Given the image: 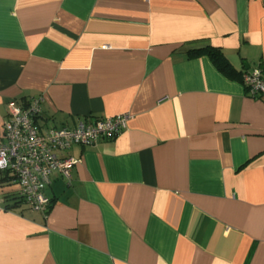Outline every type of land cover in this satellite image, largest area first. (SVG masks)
<instances>
[{
	"label": "crops",
	"instance_id": "1",
	"mask_svg": "<svg viewBox=\"0 0 264 264\" xmlns=\"http://www.w3.org/2000/svg\"><path fill=\"white\" fill-rule=\"evenodd\" d=\"M264 0H0L6 104L42 95L36 126L129 112L74 144L45 212L0 172V264H264Z\"/></svg>",
	"mask_w": 264,
	"mask_h": 264
},
{
	"label": "built area",
	"instance_id": "2",
	"mask_svg": "<svg viewBox=\"0 0 264 264\" xmlns=\"http://www.w3.org/2000/svg\"><path fill=\"white\" fill-rule=\"evenodd\" d=\"M251 97L264 93V74L260 66L241 72V80ZM42 95L32 96L22 104L9 100L2 122L0 140V172L18 187L17 195L23 203L45 212L50 199L45 193L53 172L70 177L77 159L65 154L74 144L93 145L103 139L114 138L125 129L129 112L111 116L84 118L73 126L52 127L41 131L36 126Z\"/></svg>",
	"mask_w": 264,
	"mask_h": 264
},
{
	"label": "trees",
	"instance_id": "3",
	"mask_svg": "<svg viewBox=\"0 0 264 264\" xmlns=\"http://www.w3.org/2000/svg\"><path fill=\"white\" fill-rule=\"evenodd\" d=\"M190 54H206L210 58L214 66L224 75L232 79L241 80V73L232 66L227 57L219 48L207 45L204 47L191 49Z\"/></svg>",
	"mask_w": 264,
	"mask_h": 264
}]
</instances>
